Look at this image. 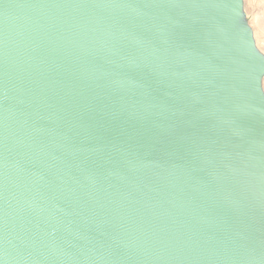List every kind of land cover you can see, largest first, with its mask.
<instances>
[{
	"label": "water",
	"instance_id": "obj_1",
	"mask_svg": "<svg viewBox=\"0 0 264 264\" xmlns=\"http://www.w3.org/2000/svg\"><path fill=\"white\" fill-rule=\"evenodd\" d=\"M263 80L244 0H0V264H264Z\"/></svg>",
	"mask_w": 264,
	"mask_h": 264
},
{
	"label": "rangeland",
	"instance_id": "obj_2",
	"mask_svg": "<svg viewBox=\"0 0 264 264\" xmlns=\"http://www.w3.org/2000/svg\"><path fill=\"white\" fill-rule=\"evenodd\" d=\"M244 21L252 29L256 46L264 56V0H244Z\"/></svg>",
	"mask_w": 264,
	"mask_h": 264
}]
</instances>
